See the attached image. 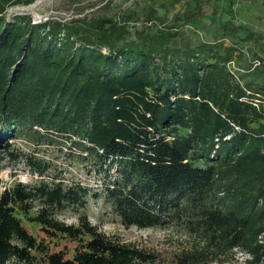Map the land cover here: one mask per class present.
<instances>
[{
	"label": "trees",
	"instance_id": "obj_1",
	"mask_svg": "<svg viewBox=\"0 0 264 264\" xmlns=\"http://www.w3.org/2000/svg\"><path fill=\"white\" fill-rule=\"evenodd\" d=\"M33 1L0 0L5 152L20 155L9 141L26 127L66 136L91 160L125 226L190 222L203 245L167 260L107 235L86 214L78 226L62 222L58 211L85 207L100 193L54 176L0 192V264H33L38 253L42 264H217L233 250L250 254L245 264H264V83H243L229 68L241 46H178L181 25L166 24L155 7L134 31L131 15L7 16L8 7ZM235 3L227 0L230 16ZM195 14L177 21L188 24ZM158 20L156 29L146 25ZM29 164L41 176L53 169L33 157ZM35 206L40 235L19 215ZM56 232L86 237L60 246Z\"/></svg>",
	"mask_w": 264,
	"mask_h": 264
},
{
	"label": "rangeland",
	"instance_id": "obj_2",
	"mask_svg": "<svg viewBox=\"0 0 264 264\" xmlns=\"http://www.w3.org/2000/svg\"><path fill=\"white\" fill-rule=\"evenodd\" d=\"M226 4L227 0H34L28 5L8 7L7 16L15 13L30 14L33 20L38 22L44 21L45 18L69 21L93 14L116 18L131 15L133 18L129 23L131 30L134 31L145 26L147 14L155 7L166 24L181 25V34L174 44L187 47L196 46L203 41L237 43L241 46L243 54L241 57L236 54L229 68L243 83L248 81L264 83V0H236L233 7L234 16L226 12ZM193 9L196 14L191 16L188 24L177 21L183 13L192 14ZM224 22L235 30H226ZM160 24L161 21L158 20L148 22L146 25L156 29ZM9 143L10 151L20 155L13 157L10 152H5V142L0 144V192L16 182L32 185L40 180H51L54 176L64 179L65 183L81 182L90 187V194L97 191L100 195H89L85 207H68L58 211L56 217L60 221L78 226L80 216L86 214L90 223L107 235L119 237L146 251L160 254L168 258L167 260L175 251L203 245L202 238L191 230L190 222L171 220L164 226L147 228L125 226L113 210L111 201L104 196L103 183L97 181L91 160H85L79 148L73 146L72 141L66 136L40 130L38 127L33 129L26 127ZM30 157L40 162L51 163L53 169L43 176L39 175L32 170L29 164ZM37 213L38 206H35L28 213L19 215L34 234L40 235V223L34 218ZM85 237L81 236L76 241L66 234L56 232L55 243L74 247ZM243 262L244 257L241 253L233 250L225 254L222 262L217 261V264ZM5 264L26 263L10 260ZM33 264H42L40 253Z\"/></svg>",
	"mask_w": 264,
	"mask_h": 264
},
{
	"label": "built area",
	"instance_id": "obj_3",
	"mask_svg": "<svg viewBox=\"0 0 264 264\" xmlns=\"http://www.w3.org/2000/svg\"><path fill=\"white\" fill-rule=\"evenodd\" d=\"M13 15V14H12ZM46 19H48V18H45L44 20H46ZM40 21H42V20H40ZM40 21H38V22H40ZM33 22H37V21H33ZM264 240V236L262 235L261 237H260V241H263ZM238 252H240L241 253V255L244 257V262H243V264H245V259H248V258H250V254L249 253H246V252H244V251H241V250H238Z\"/></svg>",
	"mask_w": 264,
	"mask_h": 264
}]
</instances>
